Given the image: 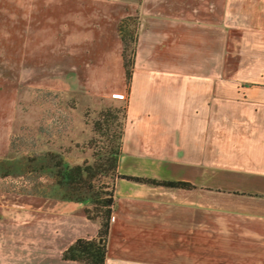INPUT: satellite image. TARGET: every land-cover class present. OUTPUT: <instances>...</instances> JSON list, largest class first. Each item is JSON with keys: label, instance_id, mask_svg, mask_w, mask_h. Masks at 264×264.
<instances>
[{"label": "crops", "instance_id": "obj_1", "mask_svg": "<svg viewBox=\"0 0 264 264\" xmlns=\"http://www.w3.org/2000/svg\"><path fill=\"white\" fill-rule=\"evenodd\" d=\"M22 88L127 99L106 264H264V0H0V158ZM85 209L0 190V264H79Z\"/></svg>", "mask_w": 264, "mask_h": 264}, {"label": "rangeland", "instance_id": "obj_2", "mask_svg": "<svg viewBox=\"0 0 264 264\" xmlns=\"http://www.w3.org/2000/svg\"><path fill=\"white\" fill-rule=\"evenodd\" d=\"M127 99L81 96L47 89L22 88L12 148L0 158V190H25L71 202L72 190L57 176L60 167H80L85 191L110 194L117 172L106 162L118 144ZM89 191V192H88Z\"/></svg>", "mask_w": 264, "mask_h": 264}, {"label": "trees", "instance_id": "obj_3", "mask_svg": "<svg viewBox=\"0 0 264 264\" xmlns=\"http://www.w3.org/2000/svg\"><path fill=\"white\" fill-rule=\"evenodd\" d=\"M138 17H129L122 21L120 25V34L124 42V65L127 76V83L130 88L133 70L135 64V56L138 43ZM126 119V110H125ZM125 125V122H124ZM124 125L118 133V144L108 153L106 162L111 166L113 173L117 172L116 180L121 176L118 174V164L121 154V144L124 132ZM12 148V141L11 147ZM83 172L80 167L68 168L59 167L57 176L60 177L64 184L72 190V196L68 199L71 202L82 203L86 206L85 212L88 219L98 221L100 224L99 233L93 239H79L70 248H68L63 255L64 260L74 261L79 264H106L108 254V238L111 230V221L115 208V184L113 191L110 194L94 192L91 196L85 194V191H92L91 187L85 186L82 180ZM131 180L146 182L154 185H161L175 188H191V185L183 182H157L147 179L130 178ZM115 180V182H116ZM88 191V192H89ZM17 193V192H16ZM44 190L39 188V195L28 193L21 190L20 194L36 195L47 197Z\"/></svg>", "mask_w": 264, "mask_h": 264}]
</instances>
